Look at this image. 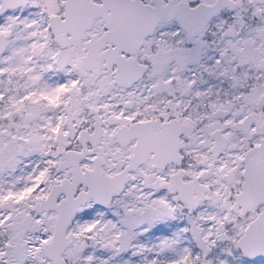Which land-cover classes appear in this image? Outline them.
Listing matches in <instances>:
<instances>
[{"label": "snow or ice", "instance_id": "snow-or-ice-1", "mask_svg": "<svg viewBox=\"0 0 264 264\" xmlns=\"http://www.w3.org/2000/svg\"><path fill=\"white\" fill-rule=\"evenodd\" d=\"M0 264H264V0H0Z\"/></svg>", "mask_w": 264, "mask_h": 264}]
</instances>
